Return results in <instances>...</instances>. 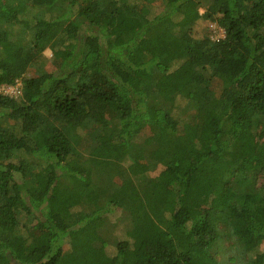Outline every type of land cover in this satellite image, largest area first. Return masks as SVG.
<instances>
[{"label": "trees", "instance_id": "obj_1", "mask_svg": "<svg viewBox=\"0 0 264 264\" xmlns=\"http://www.w3.org/2000/svg\"><path fill=\"white\" fill-rule=\"evenodd\" d=\"M18 83L0 264H221L222 241L264 264V0H0V88Z\"/></svg>", "mask_w": 264, "mask_h": 264}, {"label": "rangeland", "instance_id": "obj_2", "mask_svg": "<svg viewBox=\"0 0 264 264\" xmlns=\"http://www.w3.org/2000/svg\"><path fill=\"white\" fill-rule=\"evenodd\" d=\"M157 8H158V6H157ZM207 34L212 36L214 39L222 38V37H224V30L217 27L215 24H210V22H208V21H199L194 28V36L196 38H202ZM44 55L47 58H51V55H52L51 50L47 49L45 51ZM33 71H34V69L31 71L30 76H32L33 73L35 72V71L34 72ZM20 86H21L20 83H18L15 86H2L0 88V94L6 95V96H11V97H17V96H19ZM174 112L176 114L175 116H178V118H181L182 120H188L189 118H187V116H188L187 113H191L192 111L191 112L189 111V104L187 103L186 100L179 99V100H177L176 109ZM151 132H153V130L151 128H148L146 131V136L150 135ZM260 142H261L260 149H262L263 148L262 144L264 143V138H261ZM161 170H162V167H159L158 171L153 175H156ZM262 180H264V179H262ZM212 186L215 189V188H219V186H221V185H219L216 181L213 180ZM118 217H119V212L114 213L112 215H109L107 220L109 222H115ZM93 239H96V238L93 237ZM230 244H231L230 241H222L220 244L221 246L219 245V248L217 249L218 259L221 262V264H230L229 259L231 257L235 256L236 250H235V248L231 249ZM68 248H69V245L67 243L65 245V249H68ZM243 258H245V259L241 258L242 261L246 262V258H248V256H245ZM70 264H82V262L75 261V262L70 263ZM232 264H235V263H232Z\"/></svg>", "mask_w": 264, "mask_h": 264}, {"label": "built area", "instance_id": "obj_3", "mask_svg": "<svg viewBox=\"0 0 264 264\" xmlns=\"http://www.w3.org/2000/svg\"><path fill=\"white\" fill-rule=\"evenodd\" d=\"M218 39V38H217Z\"/></svg>", "mask_w": 264, "mask_h": 264}]
</instances>
